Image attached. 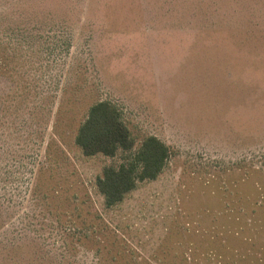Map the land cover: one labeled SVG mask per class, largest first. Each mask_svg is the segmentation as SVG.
Here are the masks:
<instances>
[{
    "label": "rangeland",
    "instance_id": "obj_1",
    "mask_svg": "<svg viewBox=\"0 0 264 264\" xmlns=\"http://www.w3.org/2000/svg\"><path fill=\"white\" fill-rule=\"evenodd\" d=\"M100 100L131 151L75 143ZM149 134L167 163L107 206ZM0 264H264V0H0Z\"/></svg>",
    "mask_w": 264,
    "mask_h": 264
},
{
    "label": "trees",
    "instance_id": "obj_2",
    "mask_svg": "<svg viewBox=\"0 0 264 264\" xmlns=\"http://www.w3.org/2000/svg\"><path fill=\"white\" fill-rule=\"evenodd\" d=\"M75 143L86 156L98 153L114 156L118 150L131 151L135 140L120 109L109 100L93 103L75 135ZM171 155L169 145L153 134L147 135L118 166L107 165L96 178L107 206L121 202L139 181L155 179Z\"/></svg>",
    "mask_w": 264,
    "mask_h": 264
}]
</instances>
